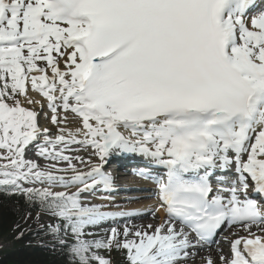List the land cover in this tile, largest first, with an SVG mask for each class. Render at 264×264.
<instances>
[{
  "label": "snow or ice",
  "instance_id": "obj_1",
  "mask_svg": "<svg viewBox=\"0 0 264 264\" xmlns=\"http://www.w3.org/2000/svg\"><path fill=\"white\" fill-rule=\"evenodd\" d=\"M114 155L143 160L161 223L88 199ZM0 191L73 264H188L225 227L219 264H264V0H0Z\"/></svg>",
  "mask_w": 264,
  "mask_h": 264
},
{
  "label": "trees",
  "instance_id": "obj_2",
  "mask_svg": "<svg viewBox=\"0 0 264 264\" xmlns=\"http://www.w3.org/2000/svg\"><path fill=\"white\" fill-rule=\"evenodd\" d=\"M39 210L21 195L0 191V238L14 244L11 251L0 248V264H68L66 250L48 233V224L34 216Z\"/></svg>",
  "mask_w": 264,
  "mask_h": 264
},
{
  "label": "rangeland",
  "instance_id": "obj_3",
  "mask_svg": "<svg viewBox=\"0 0 264 264\" xmlns=\"http://www.w3.org/2000/svg\"><path fill=\"white\" fill-rule=\"evenodd\" d=\"M31 94V93H30ZM36 108L37 107H39V106H35ZM38 109V108H37ZM46 112V111H45ZM43 114V113H42ZM43 118V119H42ZM40 121H44V123L45 122H47L46 123V127H49V125H50V123H49V121L48 120H45L44 119V116L43 115H41V119H40ZM53 126V125H52ZM53 132H55V130L53 131ZM38 163H40V164H42V165H44V162L43 163H41V162H38ZM118 192H121L120 190H118ZM144 199V200H143ZM145 199L146 198H141V200L138 202V201H134V202H131L130 203V205L129 204H126V205H128V206H126L125 208H123V209H131V208H138V206H136V205H146V203H145ZM125 200V199H124ZM134 199H127V201H133ZM93 201H99L98 199H93ZM102 204H104V205H107V207H110V208H116L117 206H116V204H119V205H121L120 203V201H112L111 203L109 202V201H107V202H101ZM144 203V204H143ZM136 206V207H135ZM156 206V205H155ZM149 207L148 206H146L145 208H144V213L142 214V215H135V216H132L131 217V219H125V221H120L119 222V225H121V226H124V224H127L129 227H132V225H134V226H137V227H139V226H144V225H147V224H157V220H160L161 218L158 216V214L156 213V219L155 218H151V219H148L149 217H153L152 215H150V214H148L149 213V210L150 209H152V208H154V206H152V208H150V209H148ZM147 214V215H146ZM149 215V216H148ZM164 218V217H163ZM42 219L43 220H46V221H49L50 219L48 218V217H46V216H43L42 217ZM127 222H129V223H127ZM105 227H108V225H105ZM100 231V230H99ZM104 235V234H103ZM102 234H100L99 233V235H98V237L100 238V239H106V236H103ZM86 238H91V237H86ZM94 238V237H93ZM96 238V237H95ZM2 247L3 248H8L9 247V244H3L2 245ZM220 248V247H219ZM204 249H207V250H216L217 248H215V247H213V246H211V247H205ZM203 249V250H204ZM207 250H205V251H207ZM113 251H115V249H113V250H111V251H108V250H105V249H102V250H100L98 253H99V255H101V256H103V257H105V258H107L109 261H110V264H127V261H126V258H125V254H124V252L123 251H119V250H116V254L114 255V253H113ZM204 251V252H205ZM226 255H228V253L226 252ZM207 256H204V257H202L200 260V262H199V259H198V257L195 255L194 257H190L189 258V260H188V264H203V263H201L203 260H204V258H206ZM191 262H193V263H191ZM93 264H97V262H95V261H93Z\"/></svg>",
  "mask_w": 264,
  "mask_h": 264
},
{
  "label": "bare ground",
  "instance_id": "obj_4",
  "mask_svg": "<svg viewBox=\"0 0 264 264\" xmlns=\"http://www.w3.org/2000/svg\"><path fill=\"white\" fill-rule=\"evenodd\" d=\"M33 96H35L37 99H40V97L38 96V94H34V93H31ZM44 111H46V113L48 112V110H47V108H45L44 109ZM41 115H43V114H41ZM43 119V118H42ZM44 122V121H43ZM45 123H47V122H45ZM52 126V125H51ZM50 126V127H51ZM75 126H77L75 123H73V124H70L69 125V127H75ZM41 160H43V159H39L38 160V162H40ZM137 162H143V160L141 159V158H139L138 160H137ZM48 163V161H45L44 160V164H47ZM106 172H109L110 173V168H107L106 170H105ZM112 176L114 177V184H113V187H112V190L111 191H116L117 190V187L119 186V187H121V188H126V186H121V185H124L123 184V178H118L116 175H114V174H112ZM131 181V180H130ZM139 184H141L142 185V187L143 188H138V187H134V190L133 191H131L130 193H126V194H122V193H120L119 195H122V196H124V199L125 200H129V199H135L136 197H138V196H141V197H143V198H146L145 199V203H146V205L144 206H140V205H136V206H138V208H131V209H117V208H110V207H107L105 210H107V211H126V212H138V213H141L140 215H142L143 213H144V208L146 207V206H148L149 208L148 209H150V208H152V206H154L155 207V205H156V199H148V195H149V189H150V185H148V184H146V183H143V182H140ZM129 185H132V186H134V184H128V186ZM57 190H61V189H57ZM109 192V191H108ZM108 192H99V196H98V198H100V200L102 201V202H107V201H109L110 203L112 202L111 200H108V199H110V197H109V193ZM145 192V193H144ZM144 193V194H143ZM102 197H108V199H102ZM115 197L118 199V197H120V196H118V193H117V195H116V193H115ZM117 199H115V200H113V201H116ZM141 200V199H140ZM139 200V201H140ZM144 200V199H143ZM138 201V202H139ZM142 201V200H141ZM118 202V201H117ZM132 204V203H131ZM144 204V203H143ZM119 204H116V206H118ZM130 205V204H129ZM135 206V207H136ZM158 214V216L161 218L160 220H157V224H159V223H161L162 222V220L164 219L163 217H164V214H163V212L161 211V212H158L157 213ZM147 215V214H146ZM149 216V215H148ZM136 217V216H135ZM151 218H154V217H149L148 219H151ZM125 219H131V217H129V218H123V219H120V221H125ZM155 219H156V217H155ZM127 223H129V222H127ZM132 226H134V225H132ZM217 249H218V247H217ZM216 249V251H212V250H207V251H205V250H202V251H200V252H198L197 254H196V256L198 257V259H199V262L201 261L200 259L202 258V257H204V256H207V257H211L212 259H213V261H215V264H219V256H220V253L218 252V250ZM205 251V252H204ZM191 263H193V262H191Z\"/></svg>",
  "mask_w": 264,
  "mask_h": 264
}]
</instances>
